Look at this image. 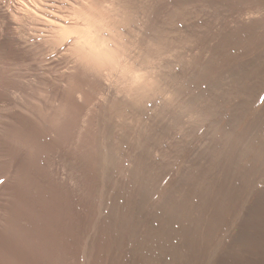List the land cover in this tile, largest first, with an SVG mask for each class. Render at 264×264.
<instances>
[{
    "label": "rangeland",
    "instance_id": "rangeland-1",
    "mask_svg": "<svg viewBox=\"0 0 264 264\" xmlns=\"http://www.w3.org/2000/svg\"><path fill=\"white\" fill-rule=\"evenodd\" d=\"M27 3L0 22V264H264V0Z\"/></svg>",
    "mask_w": 264,
    "mask_h": 264
},
{
    "label": "bare ground",
    "instance_id": "bare-ground-1",
    "mask_svg": "<svg viewBox=\"0 0 264 264\" xmlns=\"http://www.w3.org/2000/svg\"><path fill=\"white\" fill-rule=\"evenodd\" d=\"M13 1H14V0H0V16H1V21H0V22L3 21V23H5V24L7 25V26L5 25L6 27L10 26V24H12V23L14 24L15 22H17L18 24L20 23L22 26L25 27V26L27 25V23H29V22H27V21H28V15H29V12H28V11L30 10L29 4H28L29 2L27 3V0H25L26 3L28 4V6H27L26 3H20V0H18V1H19L18 5H14V3H12ZM22 2H24V1L22 0ZM262 2H263V1H262ZM35 5H36V4H35ZM35 7H36V6H35ZM263 7H264V5H263ZM28 8H29V10H28ZM34 10H35V8H34ZM36 11H37V10H36ZM26 27H27V26H26ZM12 28H13V27H12ZM9 29H10V28H9ZM16 29H17V28H16ZM10 30H11V29H10ZM10 30H9V31H10ZM9 31H8V32H9ZM25 35H26V34H25ZM22 39H23V38H22ZM24 42H25V41H24ZM25 51H26V50H25ZM0 69H1V68H0ZM4 70H5V69H4ZM2 72H3V71H2ZM4 85H5V84H4ZM6 85H8V83H7ZM0 86H1V85H0ZM2 89H3V88H2ZM4 89H5V88H4ZM6 89H7V88H6ZM3 94H4V93H3ZM3 94H2V95H3ZM9 97H10V96H9ZM8 99H9V98H8ZM3 100H4V99H3ZM11 111H12V110H11ZM4 112H6V111H4ZM11 118H12V114H11ZM5 119H6V118H4V120H5ZM7 121H8V120H7ZM2 122H3V121H2ZM7 126H8V125H7ZM7 126H6V127H7ZM4 127H5V126H4ZM1 128H2V127H1ZM13 128H14V126H13ZM5 129H6V128H5ZM5 129H4V131H3L4 133H5ZM8 130H10V129H8ZM6 132H7V131H6ZM11 133H12V132H11ZM13 136H14V135H13ZM5 137L7 138V134H5ZM5 137H4V138H5ZM56 140H57V139H56ZM6 142H8V141L6 140ZM60 144H61V143H60ZM99 144H100V143H99ZM9 148H10V147H9ZM98 151H99V150H98ZM7 152H8V151H7ZM9 152H10V151H9ZM7 172H8V171H7ZM9 179H10V178H9ZM9 179H8L7 182H9ZM23 180H24V179H23ZM7 182H6V183H7ZM18 182H19V181H18ZM12 183H13V181H12ZM15 183H16V182H15ZM25 183H26V181H25ZM25 183H24V184H25ZM7 185H8V184H7ZM21 185H22V183H21ZM19 186H20V184H19ZM19 186H18V187H19ZM5 187H8V186H5ZM5 187H4V188H5ZM13 187H14V186H13ZM24 188H26V185H25ZM1 189H2V188H1ZM6 189H7V188H6ZM14 189H15V188H14ZM19 189H20V188H19ZM3 190H4V189H3ZM26 190H27V189H26ZM0 191H1V190H0ZM5 191H6V190H4V192H5ZM8 191H9V190H8ZM8 191H6L5 194H7ZM15 191H16V190H15ZM28 191H29V190H28ZM29 192H30V191H29ZM29 192H28V193H29ZM32 192H33V190H32ZM23 193H24V192H23ZM20 194H22V192H21ZM29 194H30V193H29ZM35 195H36V194H35ZM4 196H5V195H4ZM32 196H33V194H32ZM6 197H7V196H6ZM24 197H25V196H24ZM28 197H29V196H28ZM36 197H37V196H36ZM99 197H100V196H99ZM3 198H4V197H3ZM10 198H11V197H10ZM14 198H15V197H14ZM8 199H9V198H8ZM15 199H16V198H15ZM15 199H14V201H15ZM24 199H25V198H24ZM31 199H33V198H31ZM27 200H28V199H27ZM95 200H96V199H95ZM98 200H99V199H98ZM14 201H12V202H14ZM21 201H22V200H21ZM36 201H37V199H36ZM91 201H92V200H91ZM19 202H20V201H19ZM32 202H33V201L31 200L30 205H31ZM97 202L99 203V201H97ZM20 203H21V202H20ZM40 203H41V202H39V204H40ZM24 204H25V203H24ZM37 204H38V203H37ZM18 205H19V204H18ZM34 205H35V204H34ZM94 205H95V204H94ZM99 205H100V204H99ZM0 206H1V205H0ZM31 206H32V205H31ZM36 206H37V205H36ZM40 206H41V205H40ZM42 206H43V205H42ZM27 207H28V205H27ZM27 207H26V208H27ZM37 207H38V206H37ZM93 207H94V206H93ZM28 208H29V207H28ZM39 208H40V207H39ZM43 208H44V207H43ZM43 208H41V209H43ZM97 208H99V207L97 206ZM4 209H5V208H4ZM12 209H13V208H12ZM15 209H16V208H15ZM15 209H13V210H15ZM37 209H38V208H37ZM31 210H32V208H31ZM39 210H40V209H39ZM39 210H38V211H39ZM96 210H98V209H96ZM33 211H36V210H33ZM45 211H46V214H47V210H45ZM181 211H182V210H181ZM30 212H31V211H30ZM91 212L93 213L92 210H91ZM94 212H95V211H94ZM97 212H98V211H97ZM18 213H19V212H18ZM39 213H40V212H39ZM5 214H6V213H5ZM8 214H9V212H8ZM32 214H34V213L32 212ZM174 214H175V213H174ZM174 214H173V215H174ZM178 214H179V213H178ZM1 215H2V213H1ZM10 215H11V214H10ZM28 215H31V214H28ZM43 215H44V214H43ZM48 215H49V214H48ZM170 215H171V214H170ZM175 215H177V214H175ZM11 216H12V215H11ZM11 216H10V217H11ZM17 216H18V215H17ZM91 216H92V215H91ZM4 217H5V216H4ZM10 217H9V219H10ZM14 217H16V216H14ZM31 217L33 218V215H32ZM16 218H17V217H16ZM29 218H30V217H29ZM32 218H30V219L32 220ZM47 218H48V217H47ZM47 218H46V220L48 221ZM30 219H29V222H30ZM55 219H56V218H55ZM90 219H91V218H90ZM40 220H41V219H40ZM51 220H52V219H51ZM53 220H54V219H53ZM35 221H36V220H35ZM49 221H50V220H49ZM20 222L22 223L23 221H20ZM38 222H39V221H38ZM7 223H8V222H7ZM15 223H16V222H15ZM35 223H37V222H35ZM40 223H41V222H40ZM46 223H47V222H46ZM46 223H45V224H46ZM5 224H6V223H5ZM11 224H12V223H11ZM13 225H14V224H13ZM15 225H16V224H15ZM17 225H18V224H17ZM32 225H33V224H32ZM36 225H37V224H36ZM38 225H39V224H38ZM41 225H42V224H41ZM43 225H44V223H43ZM49 225H50V224H49ZM55 225H56V224H55ZM33 226H34V225H33ZM46 226H47V225H46ZM260 226H261V224H260ZM9 227H10V226H9ZM22 227H23V226L21 225V229H22ZM25 227H26V229H25L24 231L27 230V226H25ZM25 227H23V228H25ZM30 227H32L31 224H30ZM49 227H52V228H53V227H55V226H49ZM49 227H48V228H45V230H46V229H49ZM36 228H38V227H35V229H36ZM40 228H41V227H40ZM40 228H38V229H40ZM52 228H51L49 231L46 230L47 232H49V236H50V234H51L50 232H51L52 230H54L55 228H57V227H55L54 229H52ZM261 228H262V227H261ZM3 229H4V228H3ZM15 229H16V228H15ZM31 229H32V228H31ZM38 229H37V230H38ZM9 230H10V229H9ZM33 230H34V229H33ZM33 230H32V231H33ZM41 230H42L41 233L43 234V233H44V230H43L42 228H41ZM21 231H22V230H21ZM46 231H45V235H42L43 237H44V236L46 237V234H47V236H48V233H46ZM17 232H18V231H17ZM27 232H29V230H28ZM33 232H34V231H33ZM19 233H22V234H23V232H19ZM25 233H26V232H25ZM41 233H40V234H41ZM27 234H28V235H27ZM35 234H38V233H34V235H35ZM40 234H39V236H40ZM54 234H56V233L53 232V235L51 234V235H52V239H54L55 237H57V236L54 237ZM253 234H254V233H253ZM10 235H11V234H10ZM29 235H30V237H31V233H30V234H29V233H26L25 236H28V237H29ZM32 235H33V234H32ZM57 235H58V237L60 236L58 233H57ZM7 236H8V235H7ZM12 236H14V235H12ZM20 236H22V235L20 234ZM35 236H36V235H35ZM39 236H38V237H39ZM49 236H48V237H49ZM248 236H249V235H248ZM9 237H10V236H9ZM17 237H18V236H17ZM22 237L24 238V234H23ZM22 237H20V238H21V240H20L21 242H22ZM30 237H29V238H30ZM45 237H44V238H45ZM48 237H46V239H48ZM53 237H54V238H53ZM10 238H11V237H10ZM10 238H9V239H10ZM254 238H255V237H254ZM24 239H25V238H24ZM26 239H27V237H26ZM26 239H25V240H26ZM30 239H31V238H30ZM35 239H36V238H35ZM46 239H45V240H46ZM5 240H6V239H5ZM32 240H33V239H32ZM36 240H38V239H36ZM36 240H35V241H36ZM40 240H41V239H40ZM56 240H57V239H56ZM59 240H60V239H59ZM81 240H82V239H81ZM103 240H104V239H103ZM142 240H145V239H142ZM146 240H147V239H146ZM146 240H145V241H146ZM254 240H255V239H254ZM23 241H24V240H23ZM26 241H28V240H26ZM26 241H25V242H26ZM30 241H31V240H30ZM47 241H48V240H47ZM49 241H50V239H49ZM51 241H52V240H51ZM8 242H9V241H8ZM25 242H24V243H25ZM52 242H54V241H52ZM52 242H51V243H52ZM77 242H78V241H77ZM77 242H76V244H77ZM100 242L102 243L103 241L100 240L99 243H100ZM141 242H142V241H141ZM9 243H11V241H10ZM18 243H19V241H18ZM18 243H17V244H18ZM28 243H29V242H28ZM37 243H38V242H37ZM41 243H42V241H41ZM81 243H82V242H81ZM99 243H98L97 253H99L98 250H99L101 247H103V246L105 245V244H104V245L102 246V245L99 244ZM138 243H139V242H138ZM150 243H151V242H150ZM13 244H14V243H13ZM21 244H22V243H21ZM26 244H27V243H26ZM30 244H32V241L30 242ZM38 244H40V243H38ZM83 244L87 245V244L84 243V242H83ZM93 244H94V243H93ZM143 244H145L144 241H143L142 245H143ZM147 244H148V242H146L145 246H146ZM249 244H251V243H249ZM27 245H28V244H27ZM46 245H47V242H46ZM55 245H57V244H55ZM140 245H141V244H140ZM247 245H248V243H247ZM17 246H18V245H17ZM36 246H38V245H36V242H35V247H36ZM41 246H42V245H41ZM41 246H40V247H41ZM48 246H49V245H48ZM77 246H78V245H77ZM80 246H81V245H80V243H79V247H80ZM83 246H84V245H83ZM245 246H246V245H245ZM263 246H264V245H263ZM33 247H34V245H33ZM38 247H39V246H38ZM40 247H39V248H40ZM46 247H47V246H46ZM54 247H55V246H54ZM56 247H57V246H56ZM59 247H60V246H59ZM94 247H96V246H93V245L91 246V252H90V253L87 252V251H89L90 249L87 248V250H86V246H85V248L81 247L82 250L79 248V249L81 250V251H80V254H79V252H77V254L79 255V259H78V260H79V261H78L79 264H90V259L92 258L93 254H94V255L96 254V252L94 253ZM104 247H105V246H104ZM142 247H143V246H142ZM142 247H141V248H142ZM147 247H148V246H147ZM150 247H152V246H150ZM250 247H251V246H250ZM252 247H253V246H252ZM257 247H258V246H257ZM260 247H261V246H260ZM22 248H24V246H23ZM43 248H44V247H43ZM47 248H48V247H47ZM47 248H46V249H47ZM50 248H51V247H50ZM52 248H53V247H52ZM136 248H138V246H137ZM141 248H140V249H141ZM253 248H254V247H253ZM253 248H252V249H253ZM262 248H263V247H262ZM27 249H28V248H27ZM44 249H45V248H44ZM48 249H49V248H48ZM55 249H56V248H55ZM88 249H89V250H88ZM159 249H160V248H159ZM20 250H21V249H20ZM36 250H37V248H36ZM40 250H41V249H40ZM40 250H39V251H40ZM42 250H43V249H42ZM95 250H96V249H95ZM103 250H104V248H103ZM137 250H139V249H137ZM22 251H23V250H22ZM37 251H38V250H37ZM47 251H49V250H46V253H47ZM75 251H77V250H75ZM259 251H260V250H259ZM262 251H263V249H262ZM262 251H261V254H262ZM17 252H19V251H17ZM32 252H33V251H32ZM42 252L44 253V250H43ZM53 252H54V251H53ZM138 252L141 253V252H143V251H138ZM27 253H29V252H27ZM48 253H49V252H48ZM51 253H52V252H51ZM51 253H50V254H51ZM55 253H56V252H55ZM145 253H146V252H145ZM257 253H258V252H257ZM15 254H17V253L15 252ZM21 254H23V253L21 252ZM25 254H26V253H25ZM40 254H41V253H38V255H36L35 257L39 256ZM77 254H76V255H77ZM240 254H241V253H240ZM28 255H29V254H28ZM52 255H53V254H52ZM52 255H50V256H52ZM89 255H90V256H89ZM250 255H252V254H250ZM41 256H42V255H41ZM45 256H48V257H49V254H48V255L46 254ZM45 256H44V257H45ZM262 256H263V255H262ZM26 257H27V256H26ZM48 257H47V258H48ZM77 257H78V256H77ZM77 257L75 256V258H77ZM244 257H245V255H244ZM31 258H32V256H31ZM37 258H39V257H37ZM37 258H36V259H37ZM45 258H46V257H45ZM45 258H44V259H45ZM47 258H46V259H47ZM249 258H250V256H249ZM262 258H263V257H262ZM27 259H28V258H27ZM46 259H45V260H46ZM51 259L53 260V258H51ZM29 260H30V259H29ZM41 260H42V259H41ZM41 260H40V261H41ZM49 260H50V259H49ZM49 260H47V262H48ZM52 260H51V261H52ZM75 260H76V259H75ZM36 261L38 262V260H36ZM36 261H35V262H36ZM98 261H100V260H98ZM152 261H153V260H151V259H150V260H146V263H147V264H152ZM16 262H17V261H16ZM41 262H42V261H41ZM44 262H45V261H44ZM53 262H54V261H52V263H53ZM235 262H236V261H235ZM42 263H43V262H42ZM93 263H94V262H93ZM97 263H99V262H97ZM143 263H144V262H143ZM237 263H238V262H237ZM241 263H242V262H241ZM241 263H240V264H241ZM243 263H244V261H243ZM43 264H44V263H43ZM45 264H46V263H45ZM48 264H49V263H48ZM249 264H250V263H249ZM251 264H252V263H251Z\"/></svg>",
    "mask_w": 264,
    "mask_h": 264
},
{
    "label": "snow or ice",
    "instance_id": "snow-or-ice-1",
    "mask_svg": "<svg viewBox=\"0 0 264 264\" xmlns=\"http://www.w3.org/2000/svg\"><path fill=\"white\" fill-rule=\"evenodd\" d=\"M0 183H2V181H0Z\"/></svg>",
    "mask_w": 264,
    "mask_h": 264
}]
</instances>
